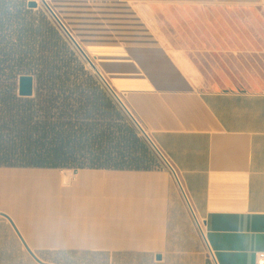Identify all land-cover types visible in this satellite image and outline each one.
Masks as SVG:
<instances>
[{
    "label": "crops",
    "instance_id": "0c3cea01",
    "mask_svg": "<svg viewBox=\"0 0 264 264\" xmlns=\"http://www.w3.org/2000/svg\"><path fill=\"white\" fill-rule=\"evenodd\" d=\"M258 1L46 0L177 167L184 191L164 165L67 168V183L27 172L65 168L0 166V264L259 262L264 91L204 88L153 17L162 7Z\"/></svg>",
    "mask_w": 264,
    "mask_h": 264
},
{
    "label": "trees",
    "instance_id": "16d2710c",
    "mask_svg": "<svg viewBox=\"0 0 264 264\" xmlns=\"http://www.w3.org/2000/svg\"><path fill=\"white\" fill-rule=\"evenodd\" d=\"M40 23L23 3L0 0V166L151 167L152 153L115 99L74 53L57 52L54 28ZM22 74L36 77L31 96L19 94ZM63 170L27 172L62 178Z\"/></svg>",
    "mask_w": 264,
    "mask_h": 264
},
{
    "label": "rangeland",
    "instance_id": "374dc122",
    "mask_svg": "<svg viewBox=\"0 0 264 264\" xmlns=\"http://www.w3.org/2000/svg\"><path fill=\"white\" fill-rule=\"evenodd\" d=\"M10 7L12 10L17 8L13 5ZM29 9L33 16L42 21L40 24L43 30L44 25L54 28L59 39L57 52L60 55L66 51L74 53L75 58L85 65L115 99L152 153V166H165L160 154L100 75L89 65L49 9L42 2L39 7ZM153 17L171 44L183 48L185 56L195 65L196 75L204 79V88L264 91V0L240 7H162L156 10ZM43 36L47 35L42 31Z\"/></svg>",
    "mask_w": 264,
    "mask_h": 264
},
{
    "label": "water",
    "instance_id": "95a60500",
    "mask_svg": "<svg viewBox=\"0 0 264 264\" xmlns=\"http://www.w3.org/2000/svg\"><path fill=\"white\" fill-rule=\"evenodd\" d=\"M43 4L49 9V11L52 13V15L57 19V21L61 23L59 17L54 12V10L50 7V5L46 2V0H42ZM39 6V2L37 0H30L28 2L29 8H37ZM63 26V25H62ZM67 33V35L71 38L73 43L77 46V48L80 50L82 55L85 57V59L88 61L89 65L100 75L101 79L104 81V83L109 87V89L112 91L116 99L119 101V103L123 106V108L127 111V113L131 116L133 121L137 124V126L141 129V131L146 135L144 129L141 127V125L138 123L136 118L133 116L127 105L124 103V101L120 98V96L117 94V92L111 87L109 82L106 80V78L102 75L100 70L98 69L95 62L92 60V58L85 52V50L81 47V45L77 42V40L74 38V36L71 34V32L66 28L63 27ZM36 88V81L35 77L32 74H22L19 77V85H18V91L21 96H31L35 93Z\"/></svg>",
    "mask_w": 264,
    "mask_h": 264
},
{
    "label": "built area",
    "instance_id": "2783aa9c",
    "mask_svg": "<svg viewBox=\"0 0 264 264\" xmlns=\"http://www.w3.org/2000/svg\"><path fill=\"white\" fill-rule=\"evenodd\" d=\"M58 16V15H57ZM60 19V17H59ZM57 21V19H56ZM61 23H59V25L63 28V27H66L67 26L65 25V23L60 19ZM63 25V26H62ZM64 29V28H63ZM68 29V28H67ZM69 30V29H68ZM65 31V29H64ZM66 32V31H65ZM67 34V33H66ZM72 34V33H71ZM93 60V59H92ZM106 85V84H105ZM107 86V85H106ZM108 87V86H107ZM109 88V87H108ZM110 90V89H109ZM111 91V90H110ZM112 92V91H111ZM118 94V93H117ZM119 95V94H118ZM120 96V95H119ZM121 98V96H120ZM122 99V98H121ZM125 103V102H124ZM130 110V109H129ZM131 111V110H130ZM132 113V112H131ZM133 114V113H132ZM133 116L135 117V115L133 114ZM136 118V117H135ZM136 120L138 121V119L136 118ZM138 123L141 125V123L138 121ZM141 127L144 129V127L141 125ZM140 129V128H139ZM141 130V129H140ZM145 131V129H144ZM146 133V138L149 140V142L151 143V145L155 148V150L160 154V156L162 157L163 161L165 162V167H167V169L171 172V174L173 175L175 181L178 183V185L181 187V189L184 191V188H183V185H182V182L180 180V175H179V172L177 170V167L172 163L171 159L168 157V155L157 145V143L151 138V136L145 131ZM186 195V194H185ZM187 198V201L191 207V210L193 212V216L195 217V220H196V223H197V226H198V229L199 231L204 234V223H203V220H200L198 219V217L196 216L193 208H192V205L188 199V197L186 196ZM257 264H264V254H262L261 258L259 259V262Z\"/></svg>",
    "mask_w": 264,
    "mask_h": 264
},
{
    "label": "bare ground",
    "instance_id": "6f19581e",
    "mask_svg": "<svg viewBox=\"0 0 264 264\" xmlns=\"http://www.w3.org/2000/svg\"><path fill=\"white\" fill-rule=\"evenodd\" d=\"M72 175H73V171L71 169H64L63 177H62L63 182L67 183Z\"/></svg>",
    "mask_w": 264,
    "mask_h": 264
}]
</instances>
